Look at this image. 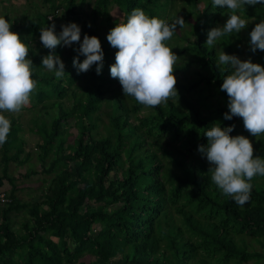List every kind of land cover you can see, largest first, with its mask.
Wrapping results in <instances>:
<instances>
[{"label": "trees", "instance_id": "16d2710c", "mask_svg": "<svg viewBox=\"0 0 264 264\" xmlns=\"http://www.w3.org/2000/svg\"><path fill=\"white\" fill-rule=\"evenodd\" d=\"M90 1L42 0L45 13L0 15L29 48L37 87L27 109L53 111L48 122L35 118L31 130L40 140V173L48 176L42 180V198L33 202L15 194L19 187L9 165H23L31 156L20 158L22 128L18 117L9 116L10 133L0 146V189H7L0 191V264H264V176L251 181L250 201L238 206L211 181L210 165L198 151L207 144V130L235 125L230 135L248 138L254 158L264 159V134L253 137L242 118L224 119L228 97L220 89L231 69L217 66L221 50L240 58L244 48L246 60L264 66V52L249 48L250 32L264 20V5H246L236 13L248 23L246 34L223 36L208 47V32L222 27L231 14L213 7L212 0H93L85 16L82 9ZM176 2L191 30L175 32L166 45L178 60L185 57L182 65H174L173 75L182 71L186 76L176 79L178 97L146 108L124 96L118 79L110 76L117 49L95 24L99 20L110 31L136 8L171 24L176 19L168 12ZM113 8L119 12L116 20ZM58 21L76 23L80 43L85 34L99 39L104 52L99 75L95 65L77 74V43L70 53L72 67H65L61 79L41 66L49 50L40 29ZM55 51L62 60V46ZM107 94L112 98L108 121L100 130ZM68 95L69 109L63 101ZM70 128L76 131L71 139ZM37 173L29 170L25 177ZM17 216H22L19 224Z\"/></svg>", "mask_w": 264, "mask_h": 264}, {"label": "clouds", "instance_id": "9594fccd", "mask_svg": "<svg viewBox=\"0 0 264 264\" xmlns=\"http://www.w3.org/2000/svg\"><path fill=\"white\" fill-rule=\"evenodd\" d=\"M264 5V0H212L213 7L227 9L230 15L222 27L208 32L206 46L213 47L216 41L232 33H240L248 25L236 14L247 6ZM52 20V19H50ZM177 25L183 28L182 17L169 24L164 20L149 17L142 9L136 8L126 23L117 24L110 30L107 40L117 49L115 64L110 66V76L118 79L124 96H131L146 108H156L178 97L176 77L173 75L178 57L166 45L176 32ZM11 24L0 16V146L7 142L11 122L2 113H19L30 104V97L37 87L32 79L33 63L29 59V48L17 33L11 31ZM90 27V25H89ZM56 25L40 29V40L49 54L42 57V67L54 72L57 79L65 73V64L56 54L57 46L79 48L73 58L77 74L88 72L93 65L99 75L103 68L104 52L99 39L84 35L81 41V28L76 23L61 25L57 35ZM249 48L252 53L264 52V20L256 23L250 32ZM85 57L83 62L79 56ZM228 66L231 74L223 79L221 91L228 97V112L225 120L239 117L244 128L253 137L264 134V66L248 59L241 61L235 55L218 56V67ZM219 125V123H218ZM235 125L227 128L214 126L207 130V144L198 146V151L206 158L210 167L211 181L226 197H231L238 206L250 201L256 176H264V159L254 158L252 142L243 135L231 136Z\"/></svg>", "mask_w": 264, "mask_h": 264}, {"label": "rangeland", "instance_id": "374dc122", "mask_svg": "<svg viewBox=\"0 0 264 264\" xmlns=\"http://www.w3.org/2000/svg\"><path fill=\"white\" fill-rule=\"evenodd\" d=\"M1 1V7H0V15L4 14V13H9L11 16H18L19 14H21L23 11L26 12H30V13H45L47 10V7L44 6L42 4V0H0ZM61 0H57V2H60ZM92 1L89 2V4L83 7L82 9V13L83 15H88L90 12V7L92 5ZM179 7H180V3L176 2L175 7L172 8L168 13L169 15L174 14L173 16L175 17V19L177 17H182V14L179 11ZM112 20H116L118 18L119 12L117 11V9H112L110 11ZM239 15V14H238ZM60 15L57 14L56 19L59 20ZM224 22V21H223ZM186 25L181 28L180 25H178V28L176 30L177 35H184L185 33L190 32L191 30V25L189 21H185ZM62 21L61 22H57L56 23V29L58 34L61 32V25H62ZM65 25V24H63ZM96 27H100L101 28V34L102 35H107L109 34V30L107 29V27L104 26L103 23H100V21L98 20L95 24ZM50 27V26H48ZM242 33L246 32L244 30L241 31ZM191 39V38H189ZM169 42L173 41L170 39ZM170 45V43L168 44V46ZM71 47H65L62 46V51L63 53V58H62V62L65 64L66 68H70L72 67V62H71V57H70V53H71ZM116 53V52H115ZM241 61H246V55H245V48H244V54L241 55V57L239 58ZM185 62V57L180 58V60H177L175 65H182ZM77 72V69H76ZM85 74V73H84ZM186 75L181 71L179 73H177L175 75L176 79H183ZM81 82H76L74 85H80ZM116 85H113L112 87L114 88ZM111 95L107 94L104 96V101L102 104V107L100 109V119L101 121L98 123L99 124V128L101 130L102 128V123H107L108 118H107V114L109 113V103H111ZM64 101V106L69 109L70 105L72 104V99L71 96L68 95L66 98L63 99ZM208 105L210 104L211 106L214 105V103H207ZM28 106L22 108V110L19 113H2L6 116V118L9 119V116H16L19 118V123H20V127L22 128V133L21 136L23 138L24 144H23V148H24V153L21 155V159L24 158V156L27 154H29L31 157L28 160L27 163H24L23 165H17L16 163H10L9 165V171L10 174L14 176L15 178V185L17 187H19V190H17L15 192L16 196L24 202L30 201H37L40 200L42 198V188L45 187L44 184H42V180L44 178H48V176H44L42 173H40L42 166H41V162L38 161L37 158V154L39 152V150L36 148L37 144L40 142L39 140V136L37 133H32L31 130L35 129L33 127V121L35 120V118L37 119H42L46 122H48L53 115V111L51 109H47L44 111H39V109L37 108L36 110L30 111L27 109ZM93 119V118H92ZM69 123L71 124V127H73V120H69ZM76 133L74 128H70L69 130V139H71L74 134ZM50 161H48L49 163ZM29 170H34L37 171L38 173L36 175H32L28 178L25 177V174L29 171ZM113 177V176H111ZM9 189V188H8ZM5 190L7 191V189L5 188H1L0 191ZM0 194H2V192H0ZM22 219V216H17L15 218V224H19ZM18 225H15V228H17Z\"/></svg>", "mask_w": 264, "mask_h": 264}, {"label": "built area", "instance_id": "2783aa9c", "mask_svg": "<svg viewBox=\"0 0 264 264\" xmlns=\"http://www.w3.org/2000/svg\"><path fill=\"white\" fill-rule=\"evenodd\" d=\"M2 199H3V194L0 195V200H2Z\"/></svg>", "mask_w": 264, "mask_h": 264}]
</instances>
